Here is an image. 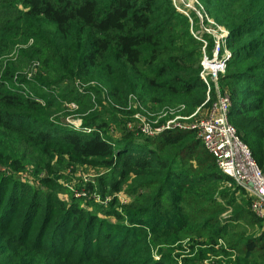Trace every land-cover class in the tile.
<instances>
[{"label":"rangeland","instance_id":"1","mask_svg":"<svg viewBox=\"0 0 264 264\" xmlns=\"http://www.w3.org/2000/svg\"><path fill=\"white\" fill-rule=\"evenodd\" d=\"M260 11L241 30L237 44L244 47L241 54L247 46L256 49V57L242 66L255 68L249 75L222 80L224 68L217 90L230 96L235 92L240 110L262 113L258 122L264 127V9ZM217 27L228 46V32ZM199 29L189 24L192 37ZM56 41L53 27L27 16L18 0H0V89L37 103L35 110L0 108L7 113L0 115V187L17 197L10 205L0 203V264H264V223L251 212L240 187L209 178L213 161L193 142L198 141L193 126L215 90L190 113L182 105L160 107L133 94L111 96L103 81L105 69L97 74L100 81L51 69L54 54L48 47ZM228 51V59L239 58ZM89 116L105 123L102 136L112 144L126 140L156 151L166 133L190 132L183 145L163 151L168 150L174 164L172 176L189 177L192 184L177 192L176 180L157 168L140 177L118 178L98 159H80L61 142L43 147L34 138L35 130L49 127L89 132L91 125L83 122ZM263 133L254 129L244 142L254 153ZM258 165L264 173V163ZM72 210L80 213V222L61 232L58 250L49 248V239L57 237ZM138 225L145 231L136 232ZM80 234L90 236L86 253L72 247Z\"/></svg>","mask_w":264,"mask_h":264},{"label":"trees","instance_id":"2","mask_svg":"<svg viewBox=\"0 0 264 264\" xmlns=\"http://www.w3.org/2000/svg\"><path fill=\"white\" fill-rule=\"evenodd\" d=\"M198 1L201 3V0ZM18 2L27 16L53 27V36L57 41L48 47L54 54L55 65H48L51 69L57 66L59 71L69 72L71 78H80L82 81H93V78L100 81L97 74L101 75L99 71L105 69L106 76L104 75L103 81L111 87V96H116L119 92L133 94L140 101H149L160 107L182 105L186 109L185 113H190L205 98V86L199 78L202 43L191 36L188 19L174 9L171 0L166 2L159 0H18ZM201 4L208 17L228 32L227 48L232 51V56L239 55V58L225 61L227 73L221 77L222 80L249 75L255 67L251 65L242 68V66H245L243 64L251 57H256V49L247 46L246 52L241 54L244 47L237 44L241 40V30L256 20L260 10L264 9V0H205V3ZM203 24L206 25L204 19ZM202 38L206 40V48L209 50L212 37L204 33ZM59 61H64L63 65H59ZM104 64H106L105 67H103ZM233 67L238 69L228 70ZM235 94L232 92V96L229 95L231 106L228 119L244 143L248 142V135L252 130H264V127L260 125L262 113H251L252 109L240 110L241 106L234 98ZM214 99L215 96L212 102ZM251 105L245 107H251ZM35 106H37L35 101L0 89V108L21 110L30 107L29 109L35 110ZM0 115L7 117L5 111L0 110ZM231 115L235 116L233 122L230 119ZM83 122L91 125L89 132L55 130L49 127L40 129L41 131L35 130L34 138L43 147H54L61 142L80 159H98L112 167L118 178L129 175L140 177L146 171L157 168L176 180L179 185L177 192H183L188 185L192 184L189 177L185 178L177 174L172 176L174 164L168 157V150L163 151V148L183 145L190 138V132L166 133L162 139L161 149L156 151L126 140L115 141L112 144L102 136V128L105 126L103 121L89 116L84 118ZM254 122L258 123L252 126ZM260 138L259 151L254 153L249 150L256 164L260 163L262 166L264 133ZM197 140L193 142L196 145L200 144L203 151L208 154L199 139ZM254 143L257 144L258 141H252V144ZM208 156L215 168L209 174V178L235 185L217 168L214 158L209 154ZM7 191L12 190L5 189L6 194ZM5 192L2 193L0 187V203L6 202L10 205L14 198L16 200V194L14 196L10 193L5 197L3 195ZM80 218L78 211L68 212L62 219L64 224L60 233L54 239H49L48 247L58 250L63 243L61 237L59 239L61 232H66L69 226H77ZM135 228L138 233L145 231L141 225ZM107 241L108 238H105L104 242ZM90 244V236L80 234L72 243V247L86 253ZM248 249L252 250L253 247ZM154 264H163V262Z\"/></svg>","mask_w":264,"mask_h":264},{"label":"built area","instance_id":"3","mask_svg":"<svg viewBox=\"0 0 264 264\" xmlns=\"http://www.w3.org/2000/svg\"><path fill=\"white\" fill-rule=\"evenodd\" d=\"M171 3L177 12L188 19L191 26L199 25L200 29L192 34L202 43L199 78L205 86L207 100L212 88L216 92L215 99L206 113L193 126L197 139L204 150L214 158L217 168L245 192L250 201L251 212L264 223V173L228 119L231 106L229 95L224 92L220 94L217 90V77L223 73L225 61L229 56L227 40L222 35L224 31L207 17L198 0H171ZM203 19L208 23L205 26ZM204 33L212 37L209 50L206 48V40L202 38ZM161 129L163 126L150 132L157 133Z\"/></svg>","mask_w":264,"mask_h":264},{"label":"water","instance_id":"4","mask_svg":"<svg viewBox=\"0 0 264 264\" xmlns=\"http://www.w3.org/2000/svg\"><path fill=\"white\" fill-rule=\"evenodd\" d=\"M225 39V38H224Z\"/></svg>","mask_w":264,"mask_h":264}]
</instances>
